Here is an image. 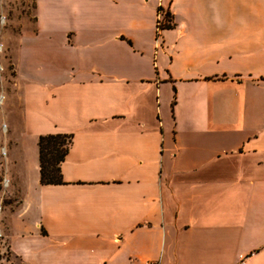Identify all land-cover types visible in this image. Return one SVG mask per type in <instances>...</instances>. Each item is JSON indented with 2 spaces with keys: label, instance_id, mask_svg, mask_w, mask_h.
I'll list each match as a JSON object with an SVG mask.
<instances>
[{
  "label": "crops",
  "instance_id": "0c3cea01",
  "mask_svg": "<svg viewBox=\"0 0 264 264\" xmlns=\"http://www.w3.org/2000/svg\"><path fill=\"white\" fill-rule=\"evenodd\" d=\"M33 2L0 264H264V0ZM47 135L71 136L62 185L39 184Z\"/></svg>",
  "mask_w": 264,
  "mask_h": 264
},
{
  "label": "rangeland",
  "instance_id": "374dc122",
  "mask_svg": "<svg viewBox=\"0 0 264 264\" xmlns=\"http://www.w3.org/2000/svg\"><path fill=\"white\" fill-rule=\"evenodd\" d=\"M34 15L33 0H0V220L2 211L16 205L18 201L17 195L11 196L8 179L5 178L2 169L4 161L2 141L9 130L7 120L4 119V116L8 114L7 109L3 108L4 100L14 88L13 58L18 37L24 33L30 34L33 30ZM4 181H7V186H4ZM0 245L3 246L1 241Z\"/></svg>",
  "mask_w": 264,
  "mask_h": 264
},
{
  "label": "trees",
  "instance_id": "16d2710c",
  "mask_svg": "<svg viewBox=\"0 0 264 264\" xmlns=\"http://www.w3.org/2000/svg\"><path fill=\"white\" fill-rule=\"evenodd\" d=\"M161 15L162 21H156L157 32L173 27L171 17L168 13L157 9V16ZM71 136L68 135H47L40 136L37 141L38 162H39V184L42 186L62 185L60 165L63 162L69 146Z\"/></svg>",
  "mask_w": 264,
  "mask_h": 264
},
{
  "label": "built area",
  "instance_id": "2783aa9c",
  "mask_svg": "<svg viewBox=\"0 0 264 264\" xmlns=\"http://www.w3.org/2000/svg\"><path fill=\"white\" fill-rule=\"evenodd\" d=\"M157 19L159 20V22L162 21V17L160 14L157 16ZM4 186H7V181H4ZM145 264H158V263H145Z\"/></svg>",
  "mask_w": 264,
  "mask_h": 264
}]
</instances>
